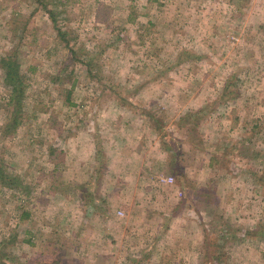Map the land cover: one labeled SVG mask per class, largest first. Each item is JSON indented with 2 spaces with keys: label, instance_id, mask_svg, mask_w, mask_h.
Returning a JSON list of instances; mask_svg holds the SVG:
<instances>
[{
  "label": "rangeland",
  "instance_id": "obj_1",
  "mask_svg": "<svg viewBox=\"0 0 264 264\" xmlns=\"http://www.w3.org/2000/svg\"><path fill=\"white\" fill-rule=\"evenodd\" d=\"M6 55L17 59L27 87L21 123L4 135L10 89L0 68V164L26 191L0 186L4 261L24 264L35 254L49 264H122L108 232L124 225V209L116 200L96 209L86 201L99 192L92 187L122 183L126 168L117 158L126 139L115 135L120 128L111 136L98 131L93 120L101 107L110 104L121 115L115 106L126 104L154 112L161 148L176 154L154 183L167 198L177 187L176 198L190 205L177 209L190 212L206 236L198 257L176 251L180 264H264V0H0V58ZM77 127L89 129L88 137L93 132L100 151L99 161L95 156L85 166L91 172L81 179L82 206L68 191L79 180L80 157L72 151ZM63 137L69 152L57 155L65 166L58 183L66 191L47 196L41 182L52 166L47 150ZM169 176L171 182L161 180ZM30 210L35 221L19 219ZM152 225L141 224L142 231ZM39 229L51 233L42 244L60 248V257L24 240ZM183 242L169 246L182 251Z\"/></svg>",
  "mask_w": 264,
  "mask_h": 264
},
{
  "label": "crops",
  "instance_id": "obj_2",
  "mask_svg": "<svg viewBox=\"0 0 264 264\" xmlns=\"http://www.w3.org/2000/svg\"><path fill=\"white\" fill-rule=\"evenodd\" d=\"M115 107H117L115 109L121 110L120 112L117 110L119 113H121V115L116 113L113 109V106L109 104L106 107L100 108L101 110L99 114L101 116L98 115L96 120H93V123L96 122L100 126V130L98 131L102 133H108V135L110 136L113 132L118 131L120 128V133L115 135H120L119 137L121 138V140L126 139L125 150H123L124 154L120 158H117L122 160V167L126 168L125 171L121 172L122 183H104L102 185L98 184L97 187H92V190L93 188H97L99 190V192L95 193V196H93L95 198H89V200L86 201V203H89V205L96 209V207L98 208V206L101 205L103 207H108V204L110 202L116 200L124 209L125 220L124 225H122L121 229L115 230L112 226L111 230V226L109 227L110 231L108 233L112 235L109 238H111L112 241L116 239V243L113 246L116 247L114 248V250H119L113 253L115 254V256L121 255V253L124 255L122 258V264H180L179 261H181V263H185L184 260H177L174 256L176 251L183 252L184 249L189 251V255L195 254V256L198 257L201 248L204 246L205 234L204 236L202 234L203 228H196V220L195 218H193L190 212L186 214V212H180V210L177 209L179 203L181 205L183 204V199L178 200L176 198L178 193L177 187L175 188L176 193H174L172 196L169 195L170 197L167 198L168 194H166V196L163 197V186L157 185V183H154L155 179L153 180V178L155 177L154 175L160 173L163 169L161 168V166L164 163L165 168H168V163H170V161H172V164L176 163L175 152L170 151L169 149L166 150L164 148H161L162 137L160 129H156V126L158 124L155 121L156 116L154 112H145L144 110L142 111L141 108L138 109L139 111H137L136 107H132V105L126 104H119V106ZM150 114H152V116ZM123 119H125L127 123V128L122 129L121 122ZM122 130L123 132H121ZM88 131L89 129L87 131H82L81 127H77V129H75V143L72 151L74 154L77 153V157L78 154L80 157L78 160L79 167H77L76 170V175L79 177V180H76L75 184L69 186V188L67 187L68 191L70 190V188V191L73 190L72 195L77 198V205H79L80 203L81 206L83 205V198L86 199V196L85 194H83V192L87 191V186L84 184L85 180L82 181L81 179L83 176L90 174L91 172L89 171V169H85V166L88 164V161H93V159H95V156L96 161H99L98 152L100 153V151H98L99 148H97V151L95 149V135L93 134V132H90L88 137ZM119 137H115L114 139H117ZM61 142L67 143L68 140L66 142L65 137H63L61 141L53 144L51 148L50 144L49 149L47 150L48 155L51 157L50 159H48L49 164H51L52 166L49 172H47L46 174L45 172H42L41 177V182L46 181L47 183L44 188V192L48 194L47 196L54 195L59 192V190L63 193L66 191V187L64 189L60 188L58 183V181L60 183H63L62 170L65 168V166L60 156L57 157V155H62L65 152L68 153L69 150L64 151V147L66 146ZM186 142L191 143L192 141ZM151 149H153L152 152H150ZM116 154L120 155L119 153ZM150 154H152V156H150ZM111 157L110 159H115L116 156L112 155ZM42 158L45 159V156L43 155ZM202 171L204 172V169ZM205 171L208 175L209 172L206 169ZM202 187L203 186H200L201 190H203ZM20 190L26 191V189L24 188H21ZM64 196L66 198V195ZM30 197L31 195L28 196L29 199H31ZM39 198V201L42 200L41 197ZM163 201L167 203L164 207L166 208L165 211L163 210V208H160L163 204H165ZM184 201L189 202L188 199H185ZM169 203H171V206L173 207V209L171 210L170 208H168ZM34 204V202L31 204V206L33 205L31 210L35 208ZM183 206V208L190 207L189 204H187V206L186 204H183ZM31 210L27 212H19V219L21 220V217L24 216V218H29L28 220L30 221H35V218L32 217L33 214ZM58 210L59 209L57 208L56 213L58 212ZM96 212L102 214L103 218L107 217L105 211L99 210ZM57 218L58 214L56 215V219ZM106 220L107 219H105V221ZM58 223H60V221ZM143 223L154 225L150 226L147 230L142 231L141 224ZM189 226L192 228L193 233L188 232L187 234V232L184 233V231L182 232L180 230V228H189ZM45 234L46 233H44V230L42 229L32 230L30 234H26V238H24V240L32 245H35L37 243L40 244L41 242L40 246H44L42 244V240L44 239L46 241L47 239V241H49L48 238L50 237L49 235H51V233H48L46 235ZM56 235L58 239L65 237H61L62 234L60 233ZM12 236V238L15 239L19 237V235H17L16 233H14ZM54 236H52L51 238H54ZM146 236L152 237L149 238ZM164 238H171V241L166 242L165 245H162L161 242ZM140 239L141 241L144 239V242L139 241ZM176 239L177 246H179L181 242L184 241L181 245L182 251L174 250V248L177 246H169L175 244L176 242L172 243V241L174 242L176 241ZM44 247H47V242ZM47 248L49 250V254L57 253V257L61 256L59 252L60 248H57L56 252H54V248ZM65 253L66 252H63L62 255H65ZM166 253L168 256H166ZM37 255L38 256L36 257H39L40 254ZM32 256H35V254H32ZM32 256L27 255L24 264H49L46 260L39 262L37 261L38 258L33 259L31 258ZM201 263L202 261L199 262V264ZM7 264L17 263L8 260ZM57 264H59V261L57 262ZM115 264H118V262H116ZM195 264H198V260L197 263L195 262Z\"/></svg>",
  "mask_w": 264,
  "mask_h": 264
},
{
  "label": "trees",
  "instance_id": "obj_3",
  "mask_svg": "<svg viewBox=\"0 0 264 264\" xmlns=\"http://www.w3.org/2000/svg\"><path fill=\"white\" fill-rule=\"evenodd\" d=\"M53 21V27L56 29L57 37L61 39L65 45H68V39L66 33L56 26L55 14L52 11H47ZM0 68L3 72V81L6 86L9 87V100L8 105L10 106L9 114L6 123L3 127V134L7 135L14 131L17 126L21 123L22 116V105L26 92L27 81L22 76L19 64L16 58L6 55L0 58ZM188 114L187 116H189ZM18 179L8 176L3 166L0 164V186H7L9 188H16L20 185L16 184ZM206 239V236H205ZM14 240H12L13 242ZM5 254L0 252V264H7V261L3 260ZM58 259H55L52 263L55 264Z\"/></svg>",
  "mask_w": 264,
  "mask_h": 264
},
{
  "label": "built area",
  "instance_id": "obj_4",
  "mask_svg": "<svg viewBox=\"0 0 264 264\" xmlns=\"http://www.w3.org/2000/svg\"><path fill=\"white\" fill-rule=\"evenodd\" d=\"M172 179H173L172 176H169V177H162V178H161V180H162L163 182H166V183L171 182ZM119 213H122V212H119Z\"/></svg>",
  "mask_w": 264,
  "mask_h": 264
}]
</instances>
